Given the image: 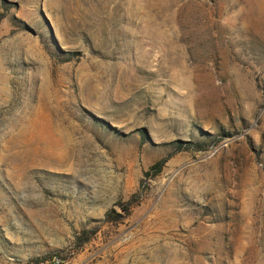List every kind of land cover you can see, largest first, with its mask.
Returning a JSON list of instances; mask_svg holds the SVG:
<instances>
[{
  "label": "rangeland",
  "instance_id": "1",
  "mask_svg": "<svg viewBox=\"0 0 264 264\" xmlns=\"http://www.w3.org/2000/svg\"><path fill=\"white\" fill-rule=\"evenodd\" d=\"M55 254L264 264V0H0V264Z\"/></svg>",
  "mask_w": 264,
  "mask_h": 264
},
{
  "label": "trees",
  "instance_id": "2",
  "mask_svg": "<svg viewBox=\"0 0 264 264\" xmlns=\"http://www.w3.org/2000/svg\"><path fill=\"white\" fill-rule=\"evenodd\" d=\"M190 145H191L190 143H187V144H185V146L180 145L176 149L177 150L188 149V147ZM165 161H166V158H162V159L156 161L155 163H153L152 165H150L148 167V169L144 172V176H146L148 179L154 178L156 175H158L161 172L162 167H163ZM133 201H134V198H132L131 200H129V201L125 202V203H117L116 205L119 207V209L122 212L128 213L129 207L133 204ZM119 217H122V216L120 214L115 213V211H113V210H111L106 215L107 221H117L119 219ZM86 241H87V239L86 240H84V239L82 240L81 237H77L76 238L75 247L76 248H79ZM57 257H58V254H55L53 256V258H50L49 255L48 256H43V257H40V258H36L34 260V262L37 263V264H39L41 262L46 261L47 259H51V262H52Z\"/></svg>",
  "mask_w": 264,
  "mask_h": 264
}]
</instances>
